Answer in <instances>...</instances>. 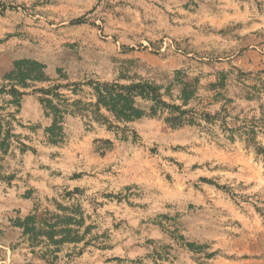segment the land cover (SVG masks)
Masks as SVG:
<instances>
[{
    "label": "rangeland",
    "instance_id": "rangeland-1",
    "mask_svg": "<svg viewBox=\"0 0 264 264\" xmlns=\"http://www.w3.org/2000/svg\"><path fill=\"white\" fill-rule=\"evenodd\" d=\"M222 72L225 89H212ZM120 77L171 88L176 105L199 78L185 109L226 111L209 129L143 118L126 139L70 114L95 102L91 82ZM263 84L264 0H0V116L13 118L0 264H264ZM46 98L69 112L56 143ZM36 209L78 220L64 228L78 242L24 236Z\"/></svg>",
    "mask_w": 264,
    "mask_h": 264
},
{
    "label": "trees",
    "instance_id": "trees-1",
    "mask_svg": "<svg viewBox=\"0 0 264 264\" xmlns=\"http://www.w3.org/2000/svg\"><path fill=\"white\" fill-rule=\"evenodd\" d=\"M177 73L180 75L183 74L182 72ZM229 76L230 72L220 73V77L211 85V88L216 90L225 89ZM183 77L186 78L185 75H183ZM32 79L34 81H44L41 77H34ZM123 79L131 80V83L128 85L120 83ZM199 81V78H187L185 82H182V89L179 96L181 105L166 102L163 97L164 95L172 97V94H170L172 89L170 88L167 90L166 94H162L161 87L151 81L135 77H120L112 83L91 82L89 85L93 90L95 102L84 104L82 108V103L76 102L70 105V114L90 117L100 124L107 125L109 131L115 132L118 136L122 135L124 139H126L125 135L129 131V124L143 118L162 117L165 114L167 115L165 121L173 128H180L185 125L202 127V122L206 123L204 127H212L219 120L221 112L223 113L226 111L225 106L222 107L220 113L217 112L216 114H211L206 110L200 111L196 108L185 109L190 101L195 99L199 90ZM22 87L26 88L28 86L23 85ZM55 90L56 89L41 90V93L45 96L55 98L58 96L55 94ZM253 90L258 91L256 87H253ZM262 92H264V87ZM9 93L14 97L17 96V98L23 95L15 89ZM222 95L221 92H217L214 102L218 100V97H222ZM41 101L47 103L48 107H50L48 109L54 113L52 126L47 131L52 139H56L52 140V143H56L59 141L57 138L60 137L62 130L59 125L63 119L62 116L69 112L68 110L61 111L56 106L54 107L52 99L46 98ZM18 102L19 100H17V103ZM226 102H228V100ZM103 110L113 118V121L102 113ZM8 118H12V115H9ZM12 119L8 121L3 116H0V151L2 150L3 152H6L11 147ZM115 124L123 125V127ZM246 135H251L252 138L250 141H253L256 135L254 128ZM46 215H48V213L39 214L36 209V211L29 215L23 222H20L18 227L23 230V235L28 236L32 241H36L40 236L46 235L52 243L57 245L62 244V242H78L76 236H72V230L64 229L69 225H77V223H79L78 220L74 217L65 218L63 216H53L52 218L44 219ZM57 235H66L67 237L64 240L55 241Z\"/></svg>",
    "mask_w": 264,
    "mask_h": 264
}]
</instances>
